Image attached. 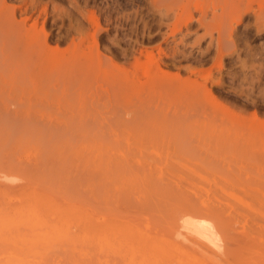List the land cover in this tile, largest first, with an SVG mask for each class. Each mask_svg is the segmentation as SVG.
I'll return each mask as SVG.
<instances>
[{"label":"rangeland","instance_id":"rangeland-1","mask_svg":"<svg viewBox=\"0 0 264 264\" xmlns=\"http://www.w3.org/2000/svg\"><path fill=\"white\" fill-rule=\"evenodd\" d=\"M0 217V264H264V0H0Z\"/></svg>","mask_w":264,"mask_h":264},{"label":"bare ground","instance_id":"bare-ground-1","mask_svg":"<svg viewBox=\"0 0 264 264\" xmlns=\"http://www.w3.org/2000/svg\"><path fill=\"white\" fill-rule=\"evenodd\" d=\"M154 2H155V1H154ZM159 3H160V2H159ZM157 4H158V3H157ZM219 4H220V2H219ZM158 5H159V4H158ZM214 10H215V9H214ZM216 11H217V10H216ZM219 11H220V10H219ZM241 12H242V11H241ZM203 14H204V13H203ZM258 14H259V13H258ZM258 14H257V15H258ZM213 16H214V15H213ZM250 18H251V17H250ZM237 20H238V19H237ZM235 24H236V22H235ZM151 55H153V54L151 53ZM148 57H149V56H148ZM12 117H13V116H12ZM9 198H10V197H9ZM9 198H8V200H9ZM18 198H19V197H18ZM18 198H17V199H18ZM21 207H22V206H21ZM14 210H15V209H14ZM14 210H12V211H14ZM23 210H24V209H23ZM30 210H31V209H30ZM6 212H7V211H5V214H6ZM20 212H21V210H20ZM22 212H23V211H22ZM29 212H30V211H28V214H29ZM32 212H34V211L32 210ZM8 213H10V212H8ZM13 213H14V212H13ZM34 213H37V211H35ZM22 214H23V213H22ZM22 214H20V216H21ZM30 214H31V212H30ZM30 214L28 215V217H30ZM42 214H43V212H42ZM2 215H3V213H2ZM34 215H35V214H34ZM40 215H41V214H40ZM51 215H52V214H51ZM53 215H54V214H53ZM32 216H33V215H32ZM32 216H31V217H32ZM38 216H39V215H38ZM24 217H26V216H24ZM28 217H27V219L29 220ZM41 217H42V215L40 216V218H41ZM0 218H1V217H0ZM8 218H9V217H8ZM8 218H7V219H8ZM50 218H51V217H50ZM54 218H55V217H54ZM2 219H3V218H2ZM7 219H6V220H7ZM41 219H43V218H41ZM4 220H5V219H4ZM6 220H5V222L3 221L5 224H6ZM11 220H12V222H13L14 219H11ZM30 220L32 221V219H30ZM33 220H34V217H33ZM45 220H47L46 217H45V219H44V223L47 222V221L45 222ZM60 220H61V219H60ZM14 221H16V220H14ZM17 221H18V219H17ZM26 221H27V220H25V222H26ZM36 221L38 222V220H35V222H36ZM40 221H41V223H43L42 220H40ZM40 221H39V222H40ZM48 221H49V220H48ZM50 221H51V220H50ZM53 221H54V219H53ZM10 222H11V221H10ZM22 222H23V220H22ZM56 222H59V220H56ZM56 222L54 221V223H56ZM78 222H79V221H78ZM1 223H2V221L0 222V224H1ZM20 223H21V222H20ZM41 223H39V226H40ZM52 223H53V222H52ZM9 224L11 225V223H8V225H9ZM12 224H13V223H12ZM18 224H19V223H18ZM28 224H29V223H28ZM30 224H31V223H30ZM30 224H29V225H30ZM47 224L49 225V222H47L46 225H47ZM57 224H58V223H56L55 226H53V224H50V226L52 225V226H53L52 228H54V227H58ZM61 224H62V223H61ZM61 224L59 223V226H61ZM63 224H64V223H63ZM63 224H62V225H63ZM75 224H77V223H75ZM79 224H81V223H79ZM1 225H3V223H2ZM1 225H0V226H1ZM6 225H7V224H6ZM33 225H34V223H33ZM33 225H32V226H33ZM46 225H44V226H46ZM48 225H47V229L49 228ZM56 225H57V226H56ZM68 225H69V224H67V228L65 227L66 225H65V226L63 225V227H65L66 232H64L63 229H61L60 231L58 230L57 232H62V230H63V232H64L65 234L68 233V232H67ZM70 225L72 226L73 223H72V224L70 223ZM70 225H69V226H70ZM81 225H82V224H81ZM15 226H16V225H14V227H15ZM23 226H26V225H23ZM23 226H22V228H23ZM32 226H31V227H32ZM37 226H38V225H37ZM78 226H80V225H78ZM7 227H9V226H7ZM34 227H36V226L34 225ZM61 227H62V226H61ZM0 228H1V227H0ZM22 228H21V229H22ZM26 228H27V226L25 227V229H26ZM41 228H42V227H40L39 230H42ZM44 228H45V227H44ZM44 228H43V229H44ZM75 228H77V227H75V225H74V227L71 228V229H75ZM78 228H79V227H78ZM2 229H3V228H2ZM13 229H14V228H13ZM16 229H17V228H16ZM25 229H22V230L20 231V233H21V234L24 233L23 230H25ZM35 229H36V228H35ZM35 229H33V227H32V230H34L33 233H35ZM55 229H56V228H55ZM59 229H60V227H59ZM28 230H30V228H28ZM28 230H27V232H28ZM69 230H70V228H69ZM69 230H68V231H69ZM75 230H76V229H75ZM8 231H9V230H8ZM16 231H17V230H16ZM30 231H31V230H30ZM81 231L84 232L83 228H82ZM81 231L79 230V232H80L79 234H81ZM31 232H32V231H31ZM43 232L45 233V231H43ZM71 232H72V231H71ZM71 232H70V233H71ZM74 232H75V231H74ZM77 232H78V230H77ZM8 233H11V232H8ZM12 233H13V232H12ZM12 233H11V234H12ZM25 233H26V232H25ZM38 233H39V232H38ZM47 233H48V232H47ZM52 233H53L54 235L58 234V233H56V231H53ZM86 233H87V231H86ZM112 233H114V232L112 231ZM15 234H17V232H16ZM27 234H28V233H27ZM27 234H26V235H27ZM29 234H30V233H29ZM41 234H42V233H41ZM41 234L39 233V235H41ZM62 234H63V233H62ZM75 234H76V238H77V235H79V234H78V233H75ZM75 234H74V235H75ZM88 234H89V232H88ZM90 234H91V233H90ZM109 234H111V233H109ZM119 234H120V233H119ZM6 235H7V233H6ZM6 235L4 234L5 238H6ZM8 235H9V234H8ZM18 235H19V234H18ZM18 235H17V236H18ZM22 235H23V234H22ZM31 235H32V234H30V238L28 237L30 240H32L31 238H33V236L31 237ZM33 235H34V234H33ZM36 235H37V234H36ZM42 235H43V234H42ZM74 235H73V233H72V236H74ZM81 235H83V234H81ZM85 235H86V234H85ZM92 235H93V234H92ZM120 235H121V234H120ZM1 236H3V235L1 234ZM1 236H0V239H1L0 241L2 242V238H1ZM10 236H11V235H10ZM10 236L7 237V238H10ZM15 236H16V235H15ZM15 236H12V237H15ZM19 236H20V235H19ZM37 236H38V235H37ZM37 236H35V237L37 238ZM45 236H46V233H45ZM45 236H44V237H45ZM49 236L51 237V233H50L48 236H46V237H49ZM56 236H57V235H56ZM60 236H61V234H59L58 239H59ZM63 236H64V235H63ZM67 236H68V235L66 234V237H67ZM69 236H70V237H68V241H69V239L71 238V235H69ZM79 236H80V235H79ZM83 236H84V235H83ZM112 236H113V234H112ZM114 236H115V235H114ZM114 236H113V238H114ZM116 236H117V234H116ZM121 236H122V235H121ZM41 237H42V236H41ZM41 237H39L40 239H39V238H37V239H39L40 242H41V239H42V242L45 243V242H44V241H45V240H44L45 238H44V237L41 238ZM54 237H55V236H54ZM66 237H65V239H66ZM103 237H104V236H103ZM3 238H4V237H3ZM19 238H20V237H19ZM61 238H62V237H61ZM61 238H60V239H61ZM63 238H64V237H63ZM78 238H79V237H78ZM78 238H77V239H78ZM82 238H83V237H82ZM82 238H81V239H82ZM88 238H90V237H88ZM91 238H92V237H91ZM99 238H100V237H99ZM99 238H98V236H97V239H99ZM20 239H21V238H20ZM46 239L49 240V238H46ZM55 239H57V237H56ZM58 239H57V243H59ZM65 239H64V240H65ZM77 239H76V240H77ZM81 239H80V240H81ZM103 239H104V238H103ZM103 239H102V241L105 240V239H104V240H103ZM114 239H115V238H114ZM122 239H123V238H122ZM5 240H6V239H5ZM7 240H8V239H7ZM10 240H11V238L9 239V241H10ZM17 240H18V239H17ZM22 240H24V237H23ZM26 240H28V239H26ZM34 240H35V239H34ZM34 240H33V241H34ZM43 240H44V241H43ZM48 240H47V241H48ZM64 240H62V241H63L62 244H64V247H66L65 249H67V246H65L66 244L64 243V242H65ZM83 240H85V238H84ZM88 240H89V239H88ZM117 240H118V238H117ZM3 241H4V240H3ZM18 241H20V240H18ZM18 241H16V242H18ZM39 241H36V242L38 243ZM74 241H75V240H74ZM110 241H111V240H110ZM110 241H109V242H110ZM1 242H0V243H1ZM6 242H7V241H6ZM11 242H12V243H10V247H11V244L14 243L13 240H12ZM27 242H28V241H27ZM31 242H32V241H31ZM40 242H39V243H40ZM42 242H41V243H42ZM75 242L77 243V241H75ZM75 242H73V243H75ZM79 242H81V241H79ZM85 242L87 243V241H85ZM89 242H90V240H89ZM89 242H88V244L90 245ZM91 242H92V243L95 242L94 244H96V239H95V241L92 240ZM111 242H112V241H111ZM117 242H118V241H117ZM69 243H72V242H68V245H69ZM92 243H91V245H92ZM99 243L101 244V242H99ZM106 243H107V245L109 244L110 246L113 244V242H112V244H110V243H108V242H106ZM114 243H115V242H114ZM123 243H124V242H123ZM6 244H7V243H6ZM18 244H19V243H18ZM18 244H17V246H18ZM31 244H33V242H32ZM34 244H35V243H34ZM52 244H53V243H52ZM59 244H60V243H59ZM62 244H61V246H62ZM79 244H80V243H79ZM82 244H84V243L82 242ZM115 244H116V243H115ZM7 245H8V244H7ZM7 245H4V246H7ZM21 245H23V244L21 243ZM27 245H30V244L28 243ZM47 245H49V244H47ZM54 245H56V244L54 243ZM57 245H58V244H57ZM107 245H105V246L107 247ZM19 246H20V244H19ZM23 246H26V244L23 245ZM42 246H43V247H42ZM71 246H72V245H71ZM77 246H78V248L80 247L79 245H77ZM110 246L108 247V250H110V249H109ZM112 246H113V245H112ZM112 246H111V248H112ZM122 246H123V245H122ZM8 247H9V245L7 246V250H8ZM10 247H9V249H10ZM36 247H39V246H35V250H36ZM52 247H54V246L52 245ZM52 247H51L50 245L47 246V248H50V249H48V250H52V249H51ZM75 247H76V246H75ZM100 247H101V246H100ZM5 248H6V247H5ZM17 248H18V247H16V249H17ZM40 248H41V249L43 248V250L47 249L46 247H45V249H44V244H41V247H40ZM72 248H73V247H70L71 250H73ZM83 248H84V246H83ZM83 248H82V250H83ZM89 248H91V247H89ZM94 248H96V247H94ZM121 248H122V247H121ZM11 249H12V248H11ZM24 249H25V248H24ZM75 249H76V248H75ZM106 249H107V248H105L104 250H106ZM115 249H116V248H115ZM3 250H4V249H2L1 251H3ZM13 250H14V249H13ZM19 250H20V249H19ZM19 250H18V252H19ZM33 250H34V248L32 249V251H33ZM38 250H39V249H38ZM48 250H47V253L49 252ZM71 250H70V251H71ZM76 250H77V249H76ZM78 250H79V249H78ZM104 250H103V253H104ZM53 251H55V249H53ZM53 251H51V252H53ZM57 251H58V250H57ZM66 251H67V250H66ZM73 251H74V250H73ZM87 251H88V250H87ZM93 251H94V250H93ZM126 251H127V250H126ZM29 252H30V251H29ZM74 252H75V251H74ZM79 252H80V251H78V253H79ZM98 252H99V251H98ZM108 252H109V251H108ZM110 252H112V251H110ZM122 252H123V251H121V253H122ZM32 253L35 255V253H38V252H31V254H32ZM39 253H41V252H39ZM78 253H77V254H78ZM80 253H81V252H80ZM90 253H91V252H90ZM93 253H94V252H93ZM101 253H102V252H101ZM117 253H118V255H119V252H117ZM123 253H124V255H125L126 252H123ZM13 254H14V253H13ZM23 254L26 255L25 253H23ZM29 254H30V253H29ZM31 254H30L29 256H31ZM33 254H32V256H33ZM45 254H46V253H44V255H45ZM106 254H107V253H106ZM110 254H111V253H110ZM112 254H113V253H112ZM24 255H23V256H24ZM63 255H66V254L64 253ZM94 255H95V253H94ZM94 255H93V256H94ZM101 255H102V254H101ZM104 255H105V254H104ZM107 255H109V254H107ZM114 255H115V254H114ZM114 255H113V256H114ZM118 255H117V256H118ZM129 255H130V253H129ZM129 255L127 256V254H126L127 257H129ZM27 256H28V255H27ZM32 256H31V258H33ZM48 256H49V255H48ZM82 256H83V255H82ZM93 256H92V257H93ZM97 256H98V255H97ZM109 256H111V255H109ZM109 256H107V257L109 258ZM119 256H120V255H119ZM119 256H118V257H119ZM122 256H123V255H121L120 257H122ZM9 257H10V256H9ZM83 257H84V256H83ZM83 257H82V259H87V260H89V261L91 262V264H94V263H95V261L93 262L92 260H90L91 258L88 259L87 255H85V258H83ZM90 257H91V255H90ZM99 257H100V255H99ZM99 257H96V256H95V258H99ZM118 257H117L116 260H118ZM120 257H119V258H120ZM123 257H124V256H123ZM123 257L120 258L122 261H124V259H126V258L123 259ZM131 257H132V256L130 255V262H131ZM23 258H24V257H23ZM46 258H47V257H46ZM49 258H50V256H49ZM75 258H77V257H75ZM80 258H81V256H80ZM93 258H94V257H93ZM111 258H112V257H111ZM10 259H11V257H10ZM12 259H13V258H12ZM15 259H16V258H15ZM20 259H22V254H21V258H20ZM50 259H51V258H50ZM100 259H101V258H100ZM106 259H107V258H106ZM106 259H103V263L105 262L104 260H106ZM112 259H113V261H114V257H113ZM2 260L4 261V259H2ZM18 260H19V259H18ZM18 260H16V261H18ZM24 260H25V259H24ZM24 260H23V262H24ZM97 260H98V259H97ZM110 260H111V259H110ZM121 260L114 261V262H118V264H123V263H121ZM127 260H128V258H127ZM143 260H144V258H143ZM0 261H1V258H0ZM8 261H9V260H8ZM13 261H14V260H13ZM73 261L75 262L76 259L73 260ZM81 261H82V260H81ZM85 261H86V260H85ZM85 261H84V262H85ZM89 261H88V262H89ZM111 261H112V260H111ZM111 261H110V262H111ZM119 261H120V262H119ZM133 261H134V260H133ZM137 261H139V260H137ZM4 262H5V261H4ZM10 262H11V260H10ZM10 262H9V263H10ZM65 262H66V261H65ZM71 262H72V261H71ZM78 262H79V259H78L77 263H78ZM84 262H83V263H84ZM92 262H93V263H92ZM107 262H108V261H107ZM128 262H129V261H128ZM0 263H1V262H0ZM16 263H17V262H16ZM25 263H26V261H25ZM35 263H36V262H35ZM72 263H73V262H72ZM99 263H101V262H99ZM136 263H137V262H136ZM140 263H142L141 260H140ZM3 264H5V263H3ZM7 264H8V263H7ZM13 264H14V263H13ZM17 264H19V262H18ZM30 264H31V263H30ZM84 264H85V263H84ZM105 264H106V263H105ZM113 264H114V263H113ZM115 264H117V263H115ZM127 264H130V263H127ZM138 264H139V263H138ZM144 264H145V263H144Z\"/></svg>","mask_w":264,"mask_h":264}]
</instances>
